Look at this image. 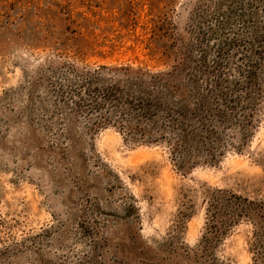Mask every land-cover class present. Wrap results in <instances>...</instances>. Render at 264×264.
Returning <instances> with one entry per match:
<instances>
[{
	"label": "rangeland",
	"instance_id": "obj_1",
	"mask_svg": "<svg viewBox=\"0 0 264 264\" xmlns=\"http://www.w3.org/2000/svg\"><path fill=\"white\" fill-rule=\"evenodd\" d=\"M0 264H264V0H0Z\"/></svg>",
	"mask_w": 264,
	"mask_h": 264
},
{
	"label": "trees",
	"instance_id": "obj_2",
	"mask_svg": "<svg viewBox=\"0 0 264 264\" xmlns=\"http://www.w3.org/2000/svg\"><path fill=\"white\" fill-rule=\"evenodd\" d=\"M115 91H116L115 89L108 88L105 90L103 89L101 91L97 90L96 93L95 91H92V90L86 92L89 98H93L92 106L90 110L95 113L100 112V113H97V118L99 119V122H97L95 125H100L104 123L103 120H106L105 115H103L102 113L103 108L105 105L108 104V102L111 101L113 92ZM98 94H102V98L100 101L98 99H95ZM77 100L78 101L76 102H80L82 99H77ZM152 102H154V100L149 99L148 95H141V97L139 98V105L137 106L140 109L141 117L145 118L151 115ZM140 122L141 121L119 122L118 124L122 128L126 129L130 134H133V135L139 134L140 136L144 137L146 134V131L142 127L143 125ZM148 138L151 139L152 137H148Z\"/></svg>",
	"mask_w": 264,
	"mask_h": 264
}]
</instances>
